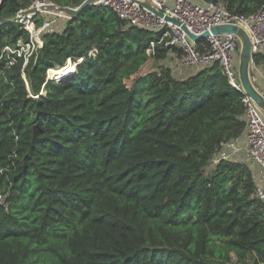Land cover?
<instances>
[{
  "label": "trees",
  "instance_id": "trees-1",
  "mask_svg": "<svg viewBox=\"0 0 264 264\" xmlns=\"http://www.w3.org/2000/svg\"><path fill=\"white\" fill-rule=\"evenodd\" d=\"M210 1L244 14L264 2ZM31 2L0 4V264H264L253 171L214 162L247 132L221 64L179 78L168 47L149 52L158 32L103 5L44 34L26 64L4 49L29 40L16 15Z\"/></svg>",
  "mask_w": 264,
  "mask_h": 264
},
{
  "label": "built area",
  "instance_id": "built-area-1",
  "mask_svg": "<svg viewBox=\"0 0 264 264\" xmlns=\"http://www.w3.org/2000/svg\"><path fill=\"white\" fill-rule=\"evenodd\" d=\"M1 2L2 0L0 4ZM93 5L110 7L131 26L158 32L161 37L152 41L149 52L154 53L156 45L168 47L170 52L166 62L175 63L177 69L171 66L175 76L187 77L202 67L219 62L232 86L245 94L239 78V36L211 32L212 27L222 24L237 25L248 33L253 43L252 77L254 83L259 80L257 72L259 73L260 66L255 63L254 58L264 52V2L259 10L251 14L233 12L223 2L210 0H94ZM60 8L53 0H32L27 9L16 15V20L30 34L29 40L20 39L16 46L6 45L4 52L25 57L27 64L30 57L43 48L44 34L61 32L71 19ZM166 17L177 20L180 24ZM183 25L195 35L201 36L206 31H210V35L194 40L183 29ZM14 62L13 56L8 64L12 65ZM53 79L58 80L57 77ZM243 101L246 107L247 132L242 137L224 143L214 162L237 159V156L246 154L256 180L254 195L264 201V112L246 94ZM231 264H239L236 257Z\"/></svg>",
  "mask_w": 264,
  "mask_h": 264
},
{
  "label": "water",
  "instance_id": "water-1",
  "mask_svg": "<svg viewBox=\"0 0 264 264\" xmlns=\"http://www.w3.org/2000/svg\"><path fill=\"white\" fill-rule=\"evenodd\" d=\"M94 0H86L82 5L77 8L71 7H61L60 10L66 12L71 16V18L78 16L88 7L93 6ZM169 20L174 21L177 24H180L179 21L173 20L169 17H166ZM183 29L187 31L191 38L194 40H200L206 38L210 35V31H206L201 36L195 35L189 32L186 26L183 25ZM211 32L213 34H235L238 35L241 40V49H240V59H239V78L241 85L244 89L245 94L250 97L264 112V94L258 89L256 84L253 81L252 77V46L253 43L250 39L248 33L241 29L239 26L234 24H222L219 26L212 27Z\"/></svg>",
  "mask_w": 264,
  "mask_h": 264
},
{
  "label": "rangeland",
  "instance_id": "rangeland-1",
  "mask_svg": "<svg viewBox=\"0 0 264 264\" xmlns=\"http://www.w3.org/2000/svg\"><path fill=\"white\" fill-rule=\"evenodd\" d=\"M71 8H77V7H71ZM68 63L72 64V65H73L72 67L75 68V71H76V66H77L76 63L71 62V61H69ZM167 64L170 65V66H172L173 68L177 69V67L175 66V63H173V62H171V61H168ZM157 65L159 66V64H157ZM160 65H161V63H160ZM161 66H162V65H161ZM152 67H154V66H153V65H151V66L149 65L148 68H147V70H148L149 68H152ZM55 70H57V69H55ZM145 70H146V69H145ZM68 71H69V70H68ZM68 71L66 72L65 77H66V75L68 74ZM253 73H254V70H253ZM257 74L259 75L258 72H257ZM48 76H49L50 79L55 78V77H51L52 75L50 74V72L48 73ZM65 77H64V78H65ZM64 78H63V79H64ZM58 80H60V79H58ZM61 80H62V79H61ZM238 80H239V79H238ZM255 84L258 85V82H256ZM45 93H46V92H44V94H45ZM235 157H236V156H235ZM237 157H238V158H237ZM237 157H236L237 159H241L244 163L246 162L247 164H248V163L250 164V162L247 160V155H246V154L243 153L242 156H237ZM233 158H234V156H233ZM249 164H248V165H249Z\"/></svg>",
  "mask_w": 264,
  "mask_h": 264
},
{
  "label": "bare ground",
  "instance_id": "bare-ground-1",
  "mask_svg": "<svg viewBox=\"0 0 264 264\" xmlns=\"http://www.w3.org/2000/svg\"><path fill=\"white\" fill-rule=\"evenodd\" d=\"M69 70L67 67L51 69L49 72L52 75L51 77H57V79H63L65 77L66 72ZM69 72V71H68Z\"/></svg>",
  "mask_w": 264,
  "mask_h": 264
},
{
  "label": "crops",
  "instance_id": "crops-1",
  "mask_svg": "<svg viewBox=\"0 0 264 264\" xmlns=\"http://www.w3.org/2000/svg\"><path fill=\"white\" fill-rule=\"evenodd\" d=\"M256 86L264 94V66H260L259 68V80Z\"/></svg>",
  "mask_w": 264,
  "mask_h": 264
}]
</instances>
